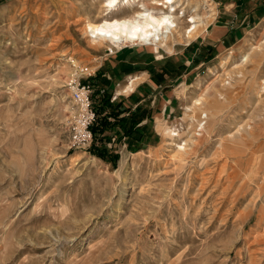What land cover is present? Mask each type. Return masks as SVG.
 <instances>
[{
    "label": "rangeland",
    "instance_id": "1",
    "mask_svg": "<svg viewBox=\"0 0 264 264\" xmlns=\"http://www.w3.org/2000/svg\"><path fill=\"white\" fill-rule=\"evenodd\" d=\"M104 1L0 0V264H264V0H179L184 25L197 8L227 34L160 56L92 47L87 22L141 10L107 16ZM77 84L93 108L103 94L126 117L143 107L140 151L111 134L113 162L90 152L94 137L71 146ZM201 94L215 105L199 140L187 107Z\"/></svg>",
    "mask_w": 264,
    "mask_h": 264
},
{
    "label": "bare ground",
    "instance_id": "2",
    "mask_svg": "<svg viewBox=\"0 0 264 264\" xmlns=\"http://www.w3.org/2000/svg\"><path fill=\"white\" fill-rule=\"evenodd\" d=\"M140 1L141 0H105L103 6L106 8L107 16L120 9H133L135 6L141 8V10L133 11L134 13L131 17L105 18L99 23L87 22L85 30L91 40V46L103 47L109 43L114 47H119L122 44L133 43L141 47H147L150 51L158 53V55H161V48L171 54L175 51V43H188L190 40H194L197 37L199 38V36L208 29L211 20L213 21V19L206 21L197 13L198 9L193 8L191 10L192 15L189 16L191 18L187 20V24L189 25H184L181 19L184 18V13L187 12L186 8L188 5L183 7V3L179 0H151V2H153L150 3L151 6ZM203 2L209 5L210 1L203 0ZM165 19L168 23H164ZM214 37L216 39L218 38L217 35ZM240 45L241 44L238 43L236 47L238 46L240 48ZM231 54H235L234 49ZM249 59H251L250 54L240 65H243L244 62H247ZM240 65H237L236 68L240 67ZM143 80V76L132 77L126 86L118 91V94L128 95L132 93L136 86ZM227 85L228 87L232 86V83L229 81ZM224 86L227 87L226 83ZM260 87L264 90V82ZM228 90L229 89L218 92L217 97L221 101H227V99H229L227 94ZM214 93H216L215 90ZM206 100L207 98L201 94L198 98L194 99L193 106L187 107V109L193 113L191 116L187 115L192 121V128L197 129L200 127L203 132L199 140L203 139L207 133L208 121L212 119V115L210 114L211 107L215 105V103L206 105ZM202 116L205 118H202ZM165 131H168L171 137L175 136L172 129L167 128ZM243 139H245V137ZM199 140H194L192 138V142L196 146H198ZM180 148L185 149L183 146Z\"/></svg>",
    "mask_w": 264,
    "mask_h": 264
},
{
    "label": "trees",
    "instance_id": "3",
    "mask_svg": "<svg viewBox=\"0 0 264 264\" xmlns=\"http://www.w3.org/2000/svg\"><path fill=\"white\" fill-rule=\"evenodd\" d=\"M96 102L97 104H94L93 108L96 111V120L91 126L95 143L90 152L106 162H113L112 154L106 147V143L111 141L108 134L117 136V138L126 137L129 139V149L132 152L140 151L144 146L143 142L150 135L148 128L139 126L146 118L143 107L137 109L130 117H126L124 113L131 111V108L122 107L120 100L112 103L109 94L98 97ZM111 119H115L114 122Z\"/></svg>",
    "mask_w": 264,
    "mask_h": 264
},
{
    "label": "built area",
    "instance_id": "4",
    "mask_svg": "<svg viewBox=\"0 0 264 264\" xmlns=\"http://www.w3.org/2000/svg\"><path fill=\"white\" fill-rule=\"evenodd\" d=\"M72 93L78 114L71 126L70 144L80 148L89 145L93 140L91 126L96 120V113L92 107L90 86L77 84Z\"/></svg>",
    "mask_w": 264,
    "mask_h": 264
},
{
    "label": "crops",
    "instance_id": "5",
    "mask_svg": "<svg viewBox=\"0 0 264 264\" xmlns=\"http://www.w3.org/2000/svg\"><path fill=\"white\" fill-rule=\"evenodd\" d=\"M253 4H254V3H252L250 6H247V8H248V7L252 8V7H253ZM237 5H238V4H237ZM226 6L229 7L228 9L233 10L234 7H235L236 5H235L234 2H231V3H228ZM227 11H228V10H227ZM222 29H224V28L218 26V24L215 23L214 25H213V24L210 25L206 31L208 32V31L212 30L211 33H210V38L213 40V42L218 43V42H221V41L223 42V38H224V36L227 34V32L222 31ZM215 35L218 36L217 39L214 37ZM222 46H223V43H222ZM157 55H158V54H157ZM159 56H160V55H159ZM145 75H146V74H145ZM142 76L144 77V75H142ZM131 94H132V93H131Z\"/></svg>",
    "mask_w": 264,
    "mask_h": 264
},
{
    "label": "snow or ice",
    "instance_id": "6",
    "mask_svg": "<svg viewBox=\"0 0 264 264\" xmlns=\"http://www.w3.org/2000/svg\"><path fill=\"white\" fill-rule=\"evenodd\" d=\"M164 23H168V21L165 19Z\"/></svg>",
    "mask_w": 264,
    "mask_h": 264
}]
</instances>
